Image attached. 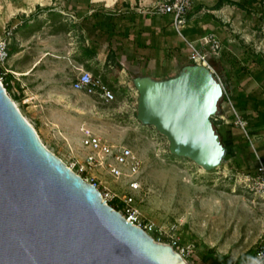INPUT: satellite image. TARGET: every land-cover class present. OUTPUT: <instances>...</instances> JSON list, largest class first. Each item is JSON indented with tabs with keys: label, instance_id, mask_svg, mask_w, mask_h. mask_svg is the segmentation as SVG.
<instances>
[{
	"label": "rangeland",
	"instance_id": "1",
	"mask_svg": "<svg viewBox=\"0 0 264 264\" xmlns=\"http://www.w3.org/2000/svg\"><path fill=\"white\" fill-rule=\"evenodd\" d=\"M216 1L202 0L198 14L211 18L213 31L221 41L216 58H209L218 63L221 82L227 79V85H223L232 104L238 94L262 98L264 72L256 79L242 67L248 66L253 72L259 66L264 68V16L227 2L213 9ZM100 2L0 0V30L5 24L17 25L10 44L13 53L7 62L12 75L9 96H18L16 105L43 144L75 169L82 159V125L108 142L131 147L143 162L138 192L142 214L168 232L176 225L181 243L194 245L198 264L239 263L238 256L254 251L264 237V200L246 188L244 177L254 174L258 156L264 162V129L252 125L248 138L235 123L228 98L223 97L225 119L217 126L229 156L219 167L205 171L192 160L171 154L167 138L137 120L136 91L132 81L120 83L119 69L103 70L95 58L87 65L115 92L111 102L73 91L70 82L78 70L66 56L70 48L83 41L85 26L78 21L84 19L85 11L99 8ZM37 5L42 9L37 10ZM89 16L98 20L94 11ZM92 26L99 37L103 35ZM256 56L260 65L253 61ZM237 113L248 124L257 122L251 109ZM91 172L110 189L121 190L120 182L97 169Z\"/></svg>",
	"mask_w": 264,
	"mask_h": 264
},
{
	"label": "water",
	"instance_id": "2",
	"mask_svg": "<svg viewBox=\"0 0 264 264\" xmlns=\"http://www.w3.org/2000/svg\"><path fill=\"white\" fill-rule=\"evenodd\" d=\"M136 118L169 152L205 171L227 153L212 117L223 87L202 64L163 79L132 78ZM0 264H188L102 199L100 190L49 150L0 83Z\"/></svg>",
	"mask_w": 264,
	"mask_h": 264
},
{
	"label": "built area",
	"instance_id": "3",
	"mask_svg": "<svg viewBox=\"0 0 264 264\" xmlns=\"http://www.w3.org/2000/svg\"><path fill=\"white\" fill-rule=\"evenodd\" d=\"M195 0H160L151 6L148 10L155 14H167L172 16V26L179 36L182 37L188 54L190 63L202 64L209 68L219 79L214 66L210 62L209 55H217L221 49V41L215 33H210L199 38L198 41H191L185 37L183 32L188 13L192 10ZM17 25L5 24L0 30V83L3 76L10 73L7 67L9 60V46L15 33ZM223 87V96L230 98L225 86ZM72 90L82 92L83 94L96 98L99 101L111 102L115 100V92L110 85L103 79L102 75L94 74L90 70L79 68L74 79L71 80ZM6 89V88H5ZM136 91V90H135ZM231 103V102H230ZM233 108L232 116L250 138L246 129L247 122L239 117L237 109L231 103ZM224 114H216L212 117V122H223ZM81 133V151L82 159L77 161L76 169L70 166L77 174L81 175L86 181L94 184L101 192L102 199L107 203L116 201L119 205L118 210L122 216L132 224L143 228L150 234L155 241L166 243L179 252L188 264H198L194 254V245L192 243L182 244L180 237L176 235V225L171 226L168 232L163 226L147 219L138 206V192L141 189V174L143 162L140 157L126 145H115L103 139L92 128L82 125ZM97 169L103 175L110 176L114 181L120 182L121 190L107 187L97 176L92 174V170ZM245 177V186L248 190L258 194L264 200V162L258 156V163L254 174H247ZM102 186V190L100 189ZM111 205V204H110ZM112 206V205H111ZM166 238V239H164ZM237 264H264V237L254 249V253L249 258Z\"/></svg>",
	"mask_w": 264,
	"mask_h": 264
},
{
	"label": "crops",
	"instance_id": "4",
	"mask_svg": "<svg viewBox=\"0 0 264 264\" xmlns=\"http://www.w3.org/2000/svg\"><path fill=\"white\" fill-rule=\"evenodd\" d=\"M92 1L89 0V3ZM99 1V8L85 11L84 19L78 21L85 26L83 41L80 46L70 48V55L66 56L77 70H90L87 65L95 58L103 70L116 69L120 65L119 81L128 83L137 75L168 78L190 63L184 41L172 26V16L148 10L160 0ZM201 1L195 0L183 30L185 37L191 41L214 33L211 18L198 15ZM92 11L95 18L98 11V20L89 16ZM91 26L98 28L99 35H103L99 37ZM90 52H95V56L91 57ZM38 65L33 66L31 71Z\"/></svg>",
	"mask_w": 264,
	"mask_h": 264
},
{
	"label": "trees",
	"instance_id": "5",
	"mask_svg": "<svg viewBox=\"0 0 264 264\" xmlns=\"http://www.w3.org/2000/svg\"><path fill=\"white\" fill-rule=\"evenodd\" d=\"M224 2L235 5V6L239 7L240 9H243L249 13L250 12H257L261 16H264V0H217L213 6V9L220 8ZM36 7H37V10L42 9V6H39V5H37ZM190 12L188 13V15L190 14ZM96 14L98 16V11L95 12V15ZM12 53H13V50L10 49V46H9V55H11ZM90 55H91V57H94L95 52H90ZM214 58H216V56H214ZM214 58L210 59V62L214 66V68L217 72L216 67L218 68V65H217L218 63L215 62ZM253 61H255L256 63H259L258 65H260V63H261V62H259V59L257 56L255 58H253ZM215 64H216V66H215ZM258 68H259V70H257L256 72H253L252 70H250V68H248V66L242 67L243 72L246 71L247 73H251L253 75V77H255L256 79H260L261 73L264 72V68L261 66H259ZM117 69H120V65L117 66ZM11 81H12V75L10 73H7L6 75L3 76L2 83H3V86L6 88L7 92L11 90ZM222 82L224 85H227V83H228L226 78ZM14 96H15V98H13V100L18 98V96H16V95H14ZM234 100H235V104H233V105L237 110L242 112V111H245L246 109H251L252 111L255 112V114L257 116V122H255L254 124H248L247 123L246 129L248 130V132H249V129H251L252 125L256 126L258 128L264 129V97L260 98L259 96L255 95V94H251V95H245L243 98V96L241 94L240 95L238 94L237 96H235ZM219 113H221V114L225 113V108L222 106L221 101L219 103ZM213 124H214V127L216 128L217 132L220 135L222 143L224 144L222 133L219 131L217 123L213 122ZM228 156H229V152L227 149L225 161L228 159ZM110 204L114 208L119 209L118 204H115V205L112 203H110ZM252 253H253V251L249 250L246 253L241 254L240 256H238L237 262H241V261L249 258L252 255Z\"/></svg>",
	"mask_w": 264,
	"mask_h": 264
}]
</instances>
